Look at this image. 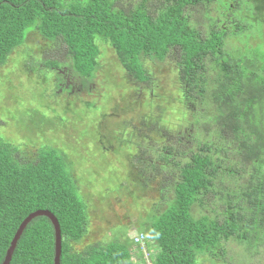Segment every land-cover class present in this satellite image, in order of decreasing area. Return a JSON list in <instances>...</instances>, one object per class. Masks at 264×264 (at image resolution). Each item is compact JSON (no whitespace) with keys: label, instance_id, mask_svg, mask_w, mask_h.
Here are the masks:
<instances>
[{"label":"trees","instance_id":"obj_1","mask_svg":"<svg viewBox=\"0 0 264 264\" xmlns=\"http://www.w3.org/2000/svg\"><path fill=\"white\" fill-rule=\"evenodd\" d=\"M263 24L264 0H0V66L32 30L65 49V61L49 57L56 65L44 63L42 71L63 81L65 69L83 90L100 68L101 45L149 98L152 65L173 67L176 123L171 114L122 121L131 126L126 144L136 146L144 168L163 175L162 190L172 194L136 235L145 238L147 254L156 249L150 264H196L199 255L229 264V243L246 261L264 248ZM22 151L0 136V264L36 211H49L59 224V264H147L143 255L133 262L130 240L72 250L88 219L66 154L37 147L26 160ZM54 242L50 221L35 218L9 264H54Z\"/></svg>","mask_w":264,"mask_h":264},{"label":"rangeland","instance_id":"obj_2","mask_svg":"<svg viewBox=\"0 0 264 264\" xmlns=\"http://www.w3.org/2000/svg\"><path fill=\"white\" fill-rule=\"evenodd\" d=\"M21 42L0 66V136L20 146V156L26 160L33 158L37 147L50 146L66 154L69 171L80 183L82 192L78 195L88 219L86 236L71 245L72 250L82 253L95 245L130 240L135 251L131 255L133 262H148L156 249L151 245L149 254L143 252L147 256L142 259L133 246L139 237L136 232L144 230L149 217L165 208L172 194L162 190L163 175L144 168L136 146L126 144L129 136L124 130L128 132L131 126L123 127L122 121L140 123L141 117L171 114L169 120L176 123L179 97L175 94L174 68L152 65L154 85L147 90L154 98H149L146 88L133 83L108 47L101 45L100 68L94 82L87 90L68 94L65 86L59 89L51 70L42 71L44 65H56L48 62L49 57L65 61L64 47L46 43L32 30ZM96 135L102 142L99 147H95ZM91 147L96 149L86 153ZM97 161L106 167L96 165ZM138 244L143 246L141 239ZM229 244V264H257L264 260V248L260 256L246 261L242 259L245 252ZM195 259L196 264H223L208 256Z\"/></svg>","mask_w":264,"mask_h":264},{"label":"water","instance_id":"obj_3","mask_svg":"<svg viewBox=\"0 0 264 264\" xmlns=\"http://www.w3.org/2000/svg\"><path fill=\"white\" fill-rule=\"evenodd\" d=\"M44 217L48 219L54 229V264H59L60 260V253H61V231L59 228V224L56 220V218L51 214L49 211H36L34 213H31L28 215L20 224L17 231L15 232V235L10 243V246L5 252V258L2 264H9L12 258V252H14V249L17 245L18 240L20 239L23 231L27 227V225L34 220L35 218Z\"/></svg>","mask_w":264,"mask_h":264},{"label":"flooded vegetation","instance_id":"obj_4","mask_svg":"<svg viewBox=\"0 0 264 264\" xmlns=\"http://www.w3.org/2000/svg\"><path fill=\"white\" fill-rule=\"evenodd\" d=\"M61 76H65L62 78L63 81L60 80H56L59 82V89H61V86H65V88L67 89L68 94H70L71 92H79L80 90L83 91L82 85L81 83H79V81L70 76L65 69H63L62 71H60ZM61 84V85H60Z\"/></svg>","mask_w":264,"mask_h":264},{"label":"clouds","instance_id":"obj_5","mask_svg":"<svg viewBox=\"0 0 264 264\" xmlns=\"http://www.w3.org/2000/svg\"><path fill=\"white\" fill-rule=\"evenodd\" d=\"M137 236H138V235H137ZM139 237H142V236L139 235ZM136 238H138V237H136ZM141 241H142V244H143L142 247H140V245H139L138 243H136L135 241H134V242H135V245L139 247L138 252H140L143 256H147L148 254L146 253V248H145V246H144L145 238L142 237V240H141ZM143 252H144V254H147V255H144ZM143 256H142V257H143ZM145 258H146V257H145ZM147 260H148V258H147ZM145 262H146V261H145ZM148 262H149V260H148ZM148 262H146V263L148 264ZM149 264H150V263H149Z\"/></svg>","mask_w":264,"mask_h":264},{"label":"built area","instance_id":"obj_6","mask_svg":"<svg viewBox=\"0 0 264 264\" xmlns=\"http://www.w3.org/2000/svg\"><path fill=\"white\" fill-rule=\"evenodd\" d=\"M140 239L142 240V237L135 238V242L139 243Z\"/></svg>","mask_w":264,"mask_h":264},{"label":"crops","instance_id":"obj_7","mask_svg":"<svg viewBox=\"0 0 264 264\" xmlns=\"http://www.w3.org/2000/svg\"><path fill=\"white\" fill-rule=\"evenodd\" d=\"M135 251H133L132 253H134Z\"/></svg>","mask_w":264,"mask_h":264}]
</instances>
